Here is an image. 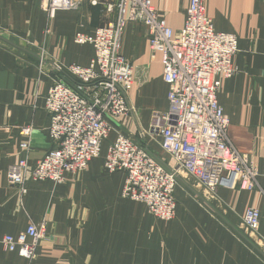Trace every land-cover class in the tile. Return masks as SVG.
I'll return each instance as SVG.
<instances>
[{
  "label": "crops",
  "instance_id": "obj_1",
  "mask_svg": "<svg viewBox=\"0 0 264 264\" xmlns=\"http://www.w3.org/2000/svg\"><path fill=\"white\" fill-rule=\"evenodd\" d=\"M77 0V7L54 18L39 0H0V264H264V0H206L216 32L238 40L233 57L237 73L220 76L219 104L230 119L233 145L248 154L259 171L254 191L218 188L206 191L194 178H180L175 218L157 220L148 208L122 197L126 175L109 173L105 158L118 133L131 136L169 167L173 161L148 132L155 113L168 110V86L161 56L152 53L142 25L127 24L121 53L135 68L129 103L135 115L112 121L99 158L66 183L33 182L27 193L8 183V170L24 157L22 129H33L29 168L33 171L52 149L50 116L44 100L57 76L55 64L90 66L94 48L77 44V34L94 36L114 22L117 12L105 4ZM160 19L174 31L186 23L191 0H151ZM30 43V45H28ZM44 51L43 73L38 54ZM65 83L74 87L67 76ZM212 200V203L208 202ZM249 209L261 214L257 233L240 231ZM48 222L47 236L35 260L4 250L5 236H17L32 223Z\"/></svg>",
  "mask_w": 264,
  "mask_h": 264
},
{
  "label": "built area",
  "instance_id": "obj_2",
  "mask_svg": "<svg viewBox=\"0 0 264 264\" xmlns=\"http://www.w3.org/2000/svg\"><path fill=\"white\" fill-rule=\"evenodd\" d=\"M206 0H191L184 28L174 32L160 19L151 0H94L105 4L108 13L117 12L114 22L99 27L94 36L77 34V44H90L94 58L87 68L55 64L57 76L44 100L50 116L48 136L52 149L33 171L30 152L33 129H22L24 157L8 170V183L25 195L28 175L33 182L66 183L69 175L88 169L101 155L102 146L113 131L112 121L135 115L129 94L135 83V68L121 53L127 24L142 25L152 53L160 54L163 81L168 86V110L155 113L150 130L161 150L173 161L169 167L131 136L118 133L105 158V169L126 175L124 199L143 203L160 221L175 218V190L181 171L197 180L209 192L218 188L254 191L259 171L248 154L238 150L229 135L230 119L219 104V77L237 73L233 57L238 52L235 35L215 31L206 14ZM39 7L54 18L57 11L77 7V0H39ZM44 51H42V54ZM44 58L40 71L43 73ZM61 76L74 82L69 86ZM261 214L247 210L243 223L258 232ZM48 222L32 223L17 236L2 240L8 253L33 261L47 236Z\"/></svg>",
  "mask_w": 264,
  "mask_h": 264
},
{
  "label": "rangeland",
  "instance_id": "obj_3",
  "mask_svg": "<svg viewBox=\"0 0 264 264\" xmlns=\"http://www.w3.org/2000/svg\"><path fill=\"white\" fill-rule=\"evenodd\" d=\"M28 45H30V43H28ZM38 56H39V58H40V61H41V59H43L44 57H45V54L43 53L42 54V52H40L39 54H38ZM44 60H45V58H44ZM40 63V66H41V62H39ZM181 176H183V178H189V174H187L186 172H184L183 170H182V172H181ZM206 191H209L208 189H205ZM175 197V196H174ZM210 201H208V202H210V203H212V200L211 199H209ZM135 202V201H134ZM175 202H176V199H175ZM139 203V202H138ZM143 204V203H142ZM145 205V204H144ZM146 206V205H145ZM147 207V206H146ZM176 208H177V202H176ZM149 211V210H148ZM176 215V214H175ZM163 222H168V221H163ZM240 231H242V233L243 234H245L244 236L245 237H247V236H251L252 234L251 233H257V232H252V231H250V230H247L246 229V227L244 226V223L242 222V226H241V229H240ZM38 253V252H37Z\"/></svg>",
  "mask_w": 264,
  "mask_h": 264
},
{
  "label": "bare ground",
  "instance_id": "obj_4",
  "mask_svg": "<svg viewBox=\"0 0 264 264\" xmlns=\"http://www.w3.org/2000/svg\"><path fill=\"white\" fill-rule=\"evenodd\" d=\"M181 172H182V171H181ZM181 172H180V173H181Z\"/></svg>",
  "mask_w": 264,
  "mask_h": 264
}]
</instances>
